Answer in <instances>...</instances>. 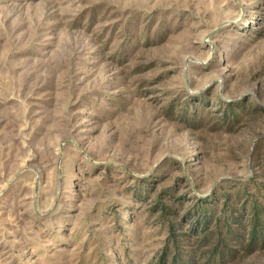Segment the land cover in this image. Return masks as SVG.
<instances>
[{
  "label": "rangeland",
  "instance_id": "1",
  "mask_svg": "<svg viewBox=\"0 0 264 264\" xmlns=\"http://www.w3.org/2000/svg\"><path fill=\"white\" fill-rule=\"evenodd\" d=\"M243 185L263 214L264 0H0V264H264L183 218Z\"/></svg>",
  "mask_w": 264,
  "mask_h": 264
},
{
  "label": "trees",
  "instance_id": "2",
  "mask_svg": "<svg viewBox=\"0 0 264 264\" xmlns=\"http://www.w3.org/2000/svg\"><path fill=\"white\" fill-rule=\"evenodd\" d=\"M171 190H165V192ZM247 187L243 185L237 189L235 192L223 193L225 201L221 204L222 198L217 199L216 203L211 201V196L200 198L184 215L183 218L186 222L191 223V233L196 235L195 250H199L201 244H205L217 237L214 248L211 250L213 256L220 253V258L227 256L232 249L229 246L228 241H237V243H242L244 240L245 244H242L244 250H251V248L256 247L259 242L264 244V213H261V203L257 200L256 195L246 193ZM248 196L245 202L242 203L241 207L243 212L250 210L252 211V218L246 224H243L242 215H235L234 211L236 209V202H230V199L241 198L242 196ZM163 194L160 195V198ZM209 198V199H208ZM214 199V198H213ZM159 201L157 204H159ZM164 215L170 213L171 209L167 207L166 204L161 206ZM165 217V216H164ZM166 218V217H165ZM236 225V226H235ZM177 225L173 222L170 223L171 232L174 234L173 241L179 249L178 238H176L175 230ZM180 250V249H179ZM177 251L173 256L170 264H185L189 262L188 260H182L181 251ZM226 251V254H223ZM168 253V252H167ZM232 254V253H231ZM167 254H165L166 256ZM232 256V255H230ZM187 264V263H186Z\"/></svg>",
  "mask_w": 264,
  "mask_h": 264
}]
</instances>
